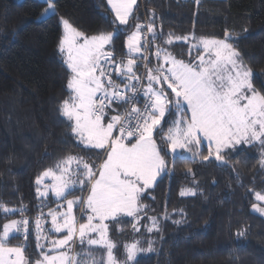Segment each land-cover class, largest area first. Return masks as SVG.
<instances>
[{
    "label": "trees",
    "instance_id": "16d2710c",
    "mask_svg": "<svg viewBox=\"0 0 264 264\" xmlns=\"http://www.w3.org/2000/svg\"><path fill=\"white\" fill-rule=\"evenodd\" d=\"M55 2L56 14L42 19L46 3L0 0V205L27 210V241L11 238L8 243L25 247V256L33 264L42 251L37 248L34 222L44 201L35 180L63 157L87 153L59 110L70 95L71 77L58 51L62 21L88 37L115 33L119 27V36L107 51L113 62L126 64L128 37L143 16L137 3L128 24L121 26L107 0ZM143 10L157 34L163 33L152 41L151 67L158 47L187 62L193 43L200 38L224 39L227 32L256 74V88L264 92V0H145ZM169 33L172 44L166 43ZM113 80L123 86L116 76ZM160 146L163 155L165 148ZM258 149V145L250 146L230 157L226 165L192 159H176L173 165V159L165 156L167 171L140 200L146 206L143 213L158 217L160 233L153 251L137 256L138 264H264V220L250 214L257 204L255 193L264 194ZM189 189L195 195H180ZM46 200L51 209L54 204ZM19 216V212L0 211V232ZM240 232L244 235L238 236Z\"/></svg>",
    "mask_w": 264,
    "mask_h": 264
},
{
    "label": "snow or ice",
    "instance_id": "6c2138e0",
    "mask_svg": "<svg viewBox=\"0 0 264 264\" xmlns=\"http://www.w3.org/2000/svg\"><path fill=\"white\" fill-rule=\"evenodd\" d=\"M45 3L47 8L42 15H55V0H45ZM108 3L119 25H127L137 0H108ZM62 23L64 35L58 51L64 56L71 77L67 82L70 95L62 102L60 114L69 122L76 140L98 155L103 153L104 158L97 168L83 157L69 154L36 178L38 196L46 198L51 193L58 201L66 202V210L48 213L51 218L48 233L63 234L62 238L49 240L41 218L35 219L37 248L42 251L34 264H121L115 251L118 245L110 237L106 221L118 223L121 215L135 218L144 210L141 194L167 171L165 156L171 154L173 165L176 159L197 157L203 161L214 158L226 164L227 153L239 150L241 145L259 144L262 151L259 163L264 167V92L254 87L256 74L230 42V33L226 32L224 39L200 38L198 44H193L203 52L195 64L178 60L158 47L155 55L158 60L163 59V64L155 70L149 69L147 85L138 89L140 77L134 68L136 55L142 50L140 24L128 37L131 58L126 64L113 65L112 53L105 49L118 38L119 27L115 33L88 37L67 20ZM147 31L153 42L163 35L157 34L152 24L147 25ZM168 35L166 43L172 44V34ZM175 39L187 41L189 37ZM113 73L123 89L113 80ZM141 91L146 98L143 109L135 106ZM126 104H133L126 113L109 116L115 111L113 105ZM167 116L177 119L165 131ZM156 136L167 146L163 155ZM204 142L208 146L207 155L200 152ZM191 171L189 168L188 172ZM46 178L52 182L45 184ZM85 189L86 198L68 199L76 190L84 192ZM180 195L195 193L189 189ZM255 198L264 202V194L260 192L255 193ZM81 204L85 209L82 218L86 214L84 223H78L73 211ZM252 207L264 215V207L259 203ZM0 211L19 212L23 216L27 210L0 205ZM151 220L147 230L159 231L156 218ZM29 225L26 218L3 225L0 264H33L25 256V247L8 243L11 238L20 237L27 241ZM133 228L139 231L135 225ZM243 235L244 232L238 233ZM42 239L46 244L40 243ZM77 242L80 251L75 249ZM124 249L123 264H138L139 252L153 251L151 246L141 248L138 241L124 245ZM96 250H101L99 258L94 255Z\"/></svg>",
    "mask_w": 264,
    "mask_h": 264
},
{
    "label": "rangeland",
    "instance_id": "374dc122",
    "mask_svg": "<svg viewBox=\"0 0 264 264\" xmlns=\"http://www.w3.org/2000/svg\"><path fill=\"white\" fill-rule=\"evenodd\" d=\"M18 1H23V0H18ZM40 2H43L45 3V0H38ZM138 1V0H137ZM200 1V0H199ZM108 2V0H107ZM109 4V3H108ZM137 4V3H136ZM111 6V5H110ZM113 14L115 15V13L113 12ZM51 16V15H50ZM49 15H43L42 19H46L48 17H50ZM119 24V23H118ZM136 31V30H135ZM134 31V32H135ZM62 34L64 35V28H63V23H62ZM132 35V34H131ZM63 38V37H62ZM128 42V40H127ZM199 42V41H198ZM198 42L196 43H193V44H198ZM193 44L191 45V51L188 52L187 54V62L186 63H198V56L199 55H202L203 52H202V49H197L195 47H193ZM109 45L106 46V51H107V48H108ZM129 52V51H128ZM61 54V53H60ZM139 54L136 55V58L138 57ZM62 58H63V61H64V56L61 54ZM131 58V56L129 57ZM161 61H163V59L161 58L160 59ZM128 59L126 60V63H127ZM159 61L162 65V62ZM66 65V64H65ZM67 67V66H66ZM167 67V66H166ZM155 68V67H154ZM152 69V67H151ZM156 69V68H155ZM70 71V70H69ZM261 81H262V85H264V76H262L261 78ZM253 85L254 87L256 88L254 82H253ZM257 89V88H256ZM258 90V89H257ZM260 91V90H258ZM186 115H190V113H186ZM166 119L168 120V124L165 128V131L167 130V127L171 124V121L174 120V119H177L176 116H167ZM163 124V122H162ZM165 126V125H163ZM157 139L159 140V144L160 145H163L164 148H166L167 146L165 144H163L160 139H159V136H156ZM259 146V149H258V157L259 159H261V154H262V151H261V147L259 144H257ZM82 148H84L85 150H87V153L85 154H82V155H77V156H81L83 157L86 161H88L90 164H94L97 168L99 167V164L102 163L103 161V158H104V155L102 153H100L99 155L97 154L96 151L94 152H91L90 150L86 149L82 144H81ZM249 147L248 145H241L239 146V150L235 151V152H230V153H227L226 154V159L228 161V159L234 155H236L238 152L240 151H247L249 150ZM195 150V149H194ZM200 152L202 153V155H207L208 153V146H207V142H204L201 147H200ZM189 157L191 156V154H187ZM169 156L172 158L171 154H169ZM102 159V160H101ZM173 159V158H172ZM189 159H192V160H201L199 157L197 158H189ZM215 161L214 158L208 160V161ZM101 161V162H100ZM203 161V160H201ZM203 162H206V161H203ZM217 162V161H216ZM219 165H226V164H223V163H220V162H217ZM166 172V171H165ZM161 173L160 176L157 177V180L156 182L160 179V177L165 173ZM52 181L50 180V178H46L45 179V184H50ZM156 184V183H155ZM155 184L151 187V188H148L146 189L142 194H141V198L143 196H145L151 189H153V187L155 186ZM184 191V190H183ZM88 195V191L87 189H85L84 192H80L79 190H76L75 192H73L72 195L68 196V199H74L76 197H84L86 198ZM52 197L53 200L55 201L56 203V207L55 208H51L50 210L51 211H56V210H59V211H64L66 210V202L65 201H58L55 196L51 193H49L48 197ZM184 196H188V195H184ZM43 198V197H41ZM47 199V197H46ZM257 204L259 203L260 206L264 207V202H258L256 201ZM63 204L64 207H59V205ZM74 214L77 218V221L78 223H84L86 222V214L83 215V218H82V214L85 212V209H84V206L83 204L79 205V206H76L74 207ZM144 210L140 213H138L137 217H128V216H124V215H121L119 217V222H112V221H106V223L109 224V235L110 237L117 243L118 245V248L115 250L116 251V255H117V258L121 261V264H123V261L125 260V249H124V245L126 244H131V243H134V242H139V246L141 248H144V249H147L149 246H151V248H153V245L155 243V240L156 238L159 236V233L160 231H152V232H149L147 229L148 227H150L152 225V220L151 218L152 217H155L156 218V225L158 227V229L160 230V222L158 220V217L157 216H150V215H147L145 213H143ZM125 222H132L127 228H125V226H123V224ZM133 225L136 226V228L139 229V231H136L134 230L133 228ZM62 235L63 234H56L55 236L52 235L50 238H48L49 240L51 239H56V238H62ZM123 238H126L127 241H123ZM122 241H121V240ZM42 244H46V241H44L42 239ZM10 246V245H9ZM86 247V245H85ZM75 249L76 251H80L81 249V246L79 245V243L77 242L76 246H75ZM42 250V249H40ZM44 251H46L47 249H43ZM145 252H150V251H142V252H139L137 254L140 255L142 253L144 254H147ZM94 255L99 258L100 255H101V250H96L94 251Z\"/></svg>",
    "mask_w": 264,
    "mask_h": 264
},
{
    "label": "built area",
    "instance_id": "2783aa9c",
    "mask_svg": "<svg viewBox=\"0 0 264 264\" xmlns=\"http://www.w3.org/2000/svg\"><path fill=\"white\" fill-rule=\"evenodd\" d=\"M138 5L141 6L143 16H142V21L140 23L141 27V41H142V50L139 53L138 57L136 58V74L137 76L140 77V83L137 85V88L139 89L141 85L146 86L147 85V73L148 70L151 69V64L153 62V57H152V39H151V34L148 33L147 31V25H149L148 18L145 14L144 9V4L145 0H138L137 1ZM144 41H148V43L145 45L143 44ZM146 57V59H144ZM121 62H113V65H121ZM115 73H113V78L115 77ZM123 89V86L120 87ZM145 97L142 94V91L139 92V102L135 103V106L138 108L143 109L144 107V102H145ZM133 104H126V105H113V108L115 109L114 112H111V114L115 115L117 112L124 114L126 113ZM48 201L44 198V201L39 205L38 211H37V217L41 218V226L45 231V234L48 233V229L51 228V218L48 216V213L50 211L48 207ZM20 214V213H19ZM28 219V216H20L16 220L20 219ZM29 220V219H28ZM22 241H25L22 237H20Z\"/></svg>",
    "mask_w": 264,
    "mask_h": 264
},
{
    "label": "crops",
    "instance_id": "0c3cea01",
    "mask_svg": "<svg viewBox=\"0 0 264 264\" xmlns=\"http://www.w3.org/2000/svg\"><path fill=\"white\" fill-rule=\"evenodd\" d=\"M201 1V0H200ZM108 6H109V9H110V11H111V13L113 14V11H112V9H111V6L108 4ZM135 7H136V5L134 6V10H135ZM134 10H133V13H134ZM113 16L115 17V15L113 14ZM131 18V17H130ZM130 18H129V20H130ZM118 22V21H117ZM121 26H125V25H121ZM128 48V47H127ZM159 61H161V60H158L157 59V57H156V55H155V64H154V66H152V69L153 70H155V68H157V67H159L160 65H161V63L159 62ZM162 62V64H163V61H161ZM186 63V62H185ZM167 65H164V67H166ZM155 67V68H154ZM111 115H113V114H111V113H109V116H111ZM79 143V142H78ZM80 144V143H79ZM81 145V144H80ZM91 151V150H90ZM91 152H94V151H91ZM103 154V153H102ZM102 160V159H101ZM101 162V161H100ZM157 183V182H156ZM47 198H50L51 199V201H52V203L54 204V206L52 207V208H55L56 206V203H55V201L53 200V198L50 196V197H47ZM46 199V198H45ZM49 234V233H48ZM51 235H56L55 233H51Z\"/></svg>",
    "mask_w": 264,
    "mask_h": 264
},
{
    "label": "water",
    "instance_id": "95a60500",
    "mask_svg": "<svg viewBox=\"0 0 264 264\" xmlns=\"http://www.w3.org/2000/svg\"><path fill=\"white\" fill-rule=\"evenodd\" d=\"M250 214L252 216H255V217H258V218H261L262 220H264V215L260 214L259 212H256L253 207L250 208Z\"/></svg>",
    "mask_w": 264,
    "mask_h": 264
}]
</instances>
